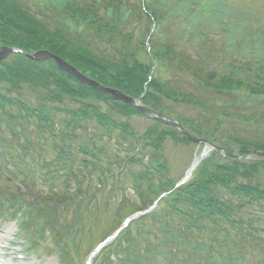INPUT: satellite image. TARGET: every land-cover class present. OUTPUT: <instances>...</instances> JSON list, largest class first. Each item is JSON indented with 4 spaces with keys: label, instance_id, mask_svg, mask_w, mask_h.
Here are the masks:
<instances>
[{
    "label": "trees",
    "instance_id": "16d2710c",
    "mask_svg": "<svg viewBox=\"0 0 264 264\" xmlns=\"http://www.w3.org/2000/svg\"><path fill=\"white\" fill-rule=\"evenodd\" d=\"M235 10L218 0H0V49L45 50L86 78L165 116L171 114L166 105L206 106L188 91L187 77L206 92L241 94L250 106L246 114L236 112L244 128L232 131L218 130L220 122L213 128L188 117L173 118L197 139L236 149L224 157L212 152L185 185L175 188L182 175H171L165 147H193L176 129L149 120L137 133L132 120L148 121L137 108L82 85L50 60L12 54L0 62V145L5 148L6 133L10 145L21 148V129L31 126L41 141L37 146L49 139L53 149L46 154L50 159L32 156L34 171H24L17 156L10 171L0 167L5 180L27 195L23 200L0 188V217L20 214L29 241L32 236L46 240L48 231L64 263L74 264L71 259L79 258L87 240L82 231L91 226L92 233L96 212L109 216L100 206V193L110 184L117 193L129 186L141 204L133 213L159 199L157 206L100 251L94 264H250L249 251L264 254L259 243L264 231L246 213L255 207L264 211V159L252 154L264 153V54L248 58L254 64H225L227 73L207 70L211 29L226 32L228 50L235 52V40L249 50L254 39L256 51H264V25H244L247 13L237 20ZM186 47L192 54L185 53ZM175 71L185 78L166 77ZM55 114L63 117L61 130L55 128ZM104 139L116 143L120 159L108 158Z\"/></svg>",
    "mask_w": 264,
    "mask_h": 264
},
{
    "label": "rangeland",
    "instance_id": "374dc122",
    "mask_svg": "<svg viewBox=\"0 0 264 264\" xmlns=\"http://www.w3.org/2000/svg\"><path fill=\"white\" fill-rule=\"evenodd\" d=\"M220 2H226L231 3L233 6H235L238 9V12L235 10L234 16L238 18H241V12L244 11L247 13V18L245 19L246 22L243 23L244 25L248 24H255L258 26V24L264 25V0H218ZM173 31L175 32L176 29L174 28ZM208 35V41L206 43L207 51L210 53V59L208 61V67L207 70L210 71H217V73H227L228 69L224 68L225 64H231L235 60L240 62L241 64H245L247 62L252 63L248 58H260L259 56H262L264 54L263 49L258 53L255 49L254 39L249 41V45L247 48L249 50H244L240 40H235L233 42L232 46H234V51L228 50L225 43L228 39V35L226 32H222L218 28H214L209 30ZM237 50H240L237 52ZM230 51V52H229ZM185 53L187 55L192 54L189 48L186 47ZM230 54V55H229ZM264 56V55H263ZM196 57H194L195 59ZM261 59V58H260ZM249 60V61H248ZM254 64V63H252ZM170 80L180 81V79L185 78V76H181V74L177 73L175 71V76H166ZM190 77H187V85L190 84V87H188V91L194 95L199 97L200 99L204 100L206 103V106L203 110H200L198 108H184V107H176L171 105H164L166 108L165 110H168L171 114L168 117L169 119L173 120V118H181L188 117L190 119H195L198 124H200L203 127L211 126L214 128L218 122L221 123L218 130H223L225 127L228 131H232L234 129H238L240 127L244 126L240 123V121L237 119L238 112L239 114L248 112V106L245 104L243 99V95H233V94H218L214 92H206L200 88H196V84L190 82ZM173 84L172 82H170ZM185 88V87H184ZM242 103V104H241ZM244 103V104H243ZM157 113V112H156ZM219 113H227L228 116L222 117L219 115ZM164 115V114H163ZM62 116L55 114L53 117L54 123L57 125L55 128L56 130H61L64 125L62 123ZM151 121V120H150ZM150 121H145L144 118L136 117L132 120V128L137 133H141L145 127L150 124ZM158 122L157 120H155ZM63 126V127H62ZM225 130V129H224ZM23 131V134L20 135V144L22 145L21 148H17L16 145H14L9 141L11 138L10 135L4 134L5 137V148H2V152H0V155H3V153H6L4 162L1 161L0 158V167H5L6 171H10L12 168V159L13 157L17 156L18 159V165L23 168L24 171L30 169H34V161L32 156H39L42 155L43 157H46V154H50L53 149V144H49L48 140L46 142V145H43L42 148L37 146L38 141V135L35 132L34 127H28V129H21ZM102 142V146L106 149L105 153L108 158L113 159H120L123 155L116 156L115 153H119L118 147L116 143L111 140L110 142L108 139H104ZM26 146V148H25ZM22 149V150H21ZM211 149L209 147H203L200 145H193V147L185 148L180 145H172L169 144L167 147H165L164 155L166 157V161L168 164V167L170 168L171 175L175 178L185 174L186 171L190 168V166L193 163V160L195 156H200L202 160H205L210 157L211 155ZM41 153V154H39ZM115 155V156H114ZM108 158H106L108 160ZM36 159V158H35ZM50 159V158H48ZM247 158V160H249ZM201 162V161H200ZM199 162V163H200ZM8 163V165H7ZM198 163V164H199ZM118 164V163H117ZM197 164V165H198ZM196 165V166H197ZM119 166V165H118ZM0 168V188L3 189L5 192L17 194L21 196V198L24 200L26 198V194L22 192L21 190H17V188L13 187L11 182H7V179L5 180L7 174L6 172H1ZM36 169L38 173H40L41 169ZM118 169L117 167L114 168ZM142 167L134 169L135 172H140ZM39 170V171H38ZM29 171V170H28ZM34 171V170H33ZM124 173V172H123ZM123 173H120V178L122 177ZM109 179V184H110ZM13 187V188H12ZM104 193H100L101 197L99 198V203L101 208L106 209L109 211V216L107 218L101 216L100 213H97V224L92 227V233L89 235V230L91 226L85 227V229L82 231L84 234L83 236H87V240L81 244V248L79 249V257L83 259L82 264H85L87 261L91 264H94L96 260V256L91 257L86 255V252L88 250L89 245L92 246L98 242V240L101 239L102 235H104L106 230H111L114 225L121 223V221L125 220V218L128 215H131L134 212V209L139 207L141 204L137 203L136 197L133 195L130 187L126 189L124 193H117L115 191V188L110 184V186H107ZM248 216H250V220L254 221L255 224L258 227V230L264 231V211L262 213H259L257 208L251 209L249 211H246ZM259 213V214H258ZM95 213L93 212L91 214V217H95ZM134 214V213H133ZM245 214V213H243ZM94 215V216H93ZM253 215V218L251 216ZM138 215L133 216L135 220H137ZM67 218H69V215H67ZM133 219V220H134ZM254 219V220H253ZM95 220V219H93ZM134 220V221H135ZM133 223V222H132ZM244 225V224H243ZM228 227V226H227ZM233 227V228H231ZM228 227L229 230H235L236 226ZM17 227L15 223L12 222H2L0 223V262L2 264H58L59 256L57 252V247L53 245L52 242H42L39 241L40 239H37L39 241V245L35 250L30 253L22 252L19 246L20 243H18L16 239L17 234ZM264 233V232H263ZM259 243L261 245H264V234L260 235ZM206 239H210L209 237H206ZM199 240V239H197ZM202 241V240H199ZM89 244V245H88ZM56 251V253H55ZM250 254H246L247 262H251L250 264H254L256 260L264 261V254H261L259 252H250ZM79 258V260H80ZM257 258V259H256ZM256 259V260H255ZM257 261V262H258Z\"/></svg>",
    "mask_w": 264,
    "mask_h": 264
},
{
    "label": "water",
    "instance_id": "95a60500",
    "mask_svg": "<svg viewBox=\"0 0 264 264\" xmlns=\"http://www.w3.org/2000/svg\"><path fill=\"white\" fill-rule=\"evenodd\" d=\"M21 53L18 50L15 49H11V48H2L0 50V61L4 60L7 56L11 55V54H19ZM25 56L33 61H43V60H50L52 62H54L57 67L62 70L63 72H65L66 74L70 75L71 77L75 78L78 82H80L81 84L85 85V86H89L101 93L107 94L109 95L113 100H119L125 104H128L130 106H133L135 108H138L141 113L148 117V118H152L154 120H157L158 122L168 125V126H172L177 128L178 130H180L181 134L183 136H185L190 142L195 143V144H203V145H207L206 142L202 141V140H198L193 138L192 136H190L187 132H185L184 130H182L180 128V126L172 121H168L165 120L163 118H158V117H152L151 111L145 107L139 106L138 103L131 99L128 98L126 96H124L123 94L112 90V89H108V88H104L100 85H98L97 83L87 79L86 77L82 76L78 71H76L73 67H71L70 65H68L67 63H65L63 60H61L60 58L46 52V51H38L34 54L31 55H27L25 54ZM216 152H233L234 150H230V149H220L217 147H212ZM262 158H264V154L263 153H254Z\"/></svg>",
    "mask_w": 264,
    "mask_h": 264
},
{
    "label": "bare ground",
    "instance_id": "6f19581e",
    "mask_svg": "<svg viewBox=\"0 0 264 264\" xmlns=\"http://www.w3.org/2000/svg\"><path fill=\"white\" fill-rule=\"evenodd\" d=\"M217 154V153H216ZM226 154V153H225ZM202 155V154H201ZM201 155L200 156H195L194 160H193V163L191 165V170H190V173L192 172V170L194 169V167L196 166L197 162H198V159H201ZM219 156L221 157H224V154H218ZM203 156V155H202Z\"/></svg>",
    "mask_w": 264,
    "mask_h": 264
},
{
    "label": "snow or ice",
    "instance_id": "6c2138e0",
    "mask_svg": "<svg viewBox=\"0 0 264 264\" xmlns=\"http://www.w3.org/2000/svg\"><path fill=\"white\" fill-rule=\"evenodd\" d=\"M125 223H127V221Z\"/></svg>",
    "mask_w": 264,
    "mask_h": 264
}]
</instances>
